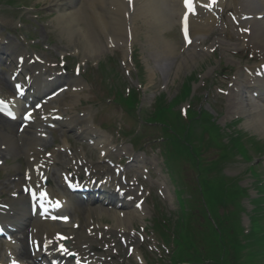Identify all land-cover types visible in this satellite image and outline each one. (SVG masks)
I'll list each match as a JSON object with an SVG mask.
<instances>
[{
  "label": "bare ground",
  "instance_id": "1",
  "mask_svg": "<svg viewBox=\"0 0 264 264\" xmlns=\"http://www.w3.org/2000/svg\"><path fill=\"white\" fill-rule=\"evenodd\" d=\"M184 3L185 0H134L133 10H130L124 0H36L35 5L39 4L42 5L43 9L54 11L57 15L52 20V23L66 37L70 45L77 44L80 47V51L90 58L99 57L106 49L115 47L127 50L130 44H133L137 36L141 34L145 38L146 47L155 55L154 61L156 63H162L164 67V70H161L163 75H170V66L174 65L173 68L177 67L175 76L178 79L188 70L196 68L200 59L205 58L209 54L208 51L215 47L219 48L221 55H223L221 56V60L227 64L232 63L235 56L234 53L238 51L251 50L253 54H256L257 51H264V0H217V3L212 9L214 13H203L202 5L206 3V0H193L196 9L195 14L189 12ZM201 3L202 5H200ZM229 13L237 17L236 22L226 21L227 17L225 18V15ZM85 15L90 18L93 31H88L84 26H81V24L88 25ZM215 15H218L219 18H216ZM244 15L251 16L252 20L244 21L242 19ZM183 17H187L190 22L193 43L189 47L185 46L183 48L184 54L181 56L176 44L166 38V35L170 30L181 25ZM227 20L229 19L227 18ZM251 27L254 29L251 39L241 33L238 37L240 40V44L238 45L232 44L237 37L232 31L223 32L225 29H235L239 32V30L250 29ZM222 28L225 29L222 30ZM95 31L98 36L105 38V45L94 34ZM216 32L219 33L220 37L206 51L205 47H207L208 41ZM261 57V64L258 63V67L251 68V74H254L262 64L264 65V54ZM239 67H242V65ZM149 69L152 75L156 74L154 68L149 67ZM249 80V78L246 81L237 80L238 82L235 83L237 90L235 92L232 89L235 95L228 101L226 116L222 121L228 124L234 118L240 117L245 120L244 127L246 130L252 133L255 132L264 138V86L258 88V90H249V92L246 86ZM73 87H77L78 89L82 88V85L76 80ZM73 87L71 86L69 88L70 97L78 99V95L72 93ZM247 93H257L258 97L256 99L248 98ZM259 93L261 94L260 97ZM74 118H68L66 122L79 132L82 137H93L95 132L91 134L87 128L80 131L82 123L74 121ZM0 125V157L5 158L7 155L14 156L15 160L17 157L22 156L26 160L28 169H32L35 166L31 159L37 160L39 155L41 156L39 159L40 163H43L46 153L43 154L38 151V148H44L41 140H30L29 137L24 136L25 133L14 136L11 131L4 128L8 125L1 119ZM94 146L98 149L102 147L99 149V153L102 152L103 156L106 155L110 147L108 141L102 136L96 138ZM3 147L5 148L4 150L2 149ZM122 152L127 153L126 150H122ZM55 156L56 153L53 152L51 157L47 159L53 161V170L60 167H56L57 164L54 161ZM138 163L144 164V161L138 160ZM18 165L20 166L19 163ZM18 165H14L13 171L18 170ZM80 166L83 165L74 164L73 168L76 169ZM90 168L95 172L96 169L92 165H90ZM39 169L44 173L42 179L38 172H31L30 170L25 175H16L15 172L8 173L9 183L6 184L3 190L16 191L19 185L21 188L23 183L26 182L33 186L40 184V187L48 192L49 198H52V202L60 210L62 203L58 205V200L55 199V191L52 187L48 186L47 181L50 174L48 167L44 165ZM104 176L101 178V181L111 184H115L119 178L109 170L104 173ZM106 190L108 191L110 189L106 188ZM6 200V203L11 205L10 212L5 216L8 225L14 226L15 224V226L22 227L20 232H28L34 245L44 243L47 236L56 240L54 238L60 235L62 239L67 240L71 251H74L76 254L83 252L85 255H88L87 248L85 249L84 247L87 246L89 241L83 238L80 241L78 239L76 240L73 237V234H75L73 228L69 230L68 226H63V224L57 222L52 223L48 218L42 221L41 218H43V215L41 217L38 215L36 219L30 218L28 216V204L26 213V203L23 198L14 200L7 198ZM0 204L3 203L0 202ZM116 211L118 212V210ZM144 213H146L145 208L140 213L132 207L122 219L109 215V218L114 221V225L110 229L126 237L131 232L132 222L135 218H144ZM94 215L96 218L106 216L103 209L95 211ZM74 219H76L75 216ZM71 226L73 227L72 223ZM99 226L95 225L94 229H97ZM61 233H66L68 239ZM13 242L8 245L9 249H13ZM18 244L21 248L17 254H14L21 261L27 262L29 256L27 248L25 245L22 246L23 243L20 244L18 242ZM101 257L105 256L103 255Z\"/></svg>",
  "mask_w": 264,
  "mask_h": 264
},
{
  "label": "rangeland",
  "instance_id": "2",
  "mask_svg": "<svg viewBox=\"0 0 264 264\" xmlns=\"http://www.w3.org/2000/svg\"><path fill=\"white\" fill-rule=\"evenodd\" d=\"M14 1L16 2L17 0H14ZM26 3L31 5V6H35L36 8H39V9L43 8L40 5H35L36 4L35 0H30L29 2H26ZM0 5L5 6V7L0 6L2 16H6V15L12 16V18L15 20H16L15 17H22V13H23V12H21L22 9L16 10L18 5L14 4L10 7L9 5H7L6 2H3V0H0ZM42 15H44L46 17V19L42 22V24L50 25V27H46V29H45L40 24L43 27V29L45 30L44 35L46 38V42H51L52 48H54V49L50 50V52H49L50 58L51 59L53 58L54 60H56V62L61 58L66 59V61H69L68 62V68L71 70H73V68L76 64H80L84 69L82 74H84L85 76L91 75L90 80H91L92 86H90L88 88V90H92V93L100 99L103 97V95H105L101 101L100 107H102L104 109V112L107 114L120 116V109L118 107L113 108L110 106L109 102H110V100L112 101L113 98L108 93L107 89L105 87L103 88V86H101L100 80L104 79L102 76L110 77L108 84L111 85V84H114L115 82H117L116 81L117 79L114 77V75H118L119 76L118 89L121 90V86H123V89L121 91H122V93L125 94V97H127L129 95V93L131 94L133 91H137L138 94L142 98L141 105H140L138 111L141 114L140 117L142 118V120L147 121V120H150L154 115L153 106H154L156 98L159 96V94H162V97L159 98V101H162L163 104H166V103L169 104L170 101L181 96V93H183V94L185 93V90L182 87L183 84H187V81L191 76L193 79V78H195L196 74L198 75L199 80L194 81V83L191 84L194 97L192 99H190V97L188 98V95H187L186 100H184L185 103L181 104V106L179 107V110L183 112L185 110H188V108H190L191 111H193V115L195 113V116L199 120L201 137H200V135L197 136L195 133H191L189 131L188 126L184 128L181 125V128L179 129V131H177L178 134H180L182 137L181 141L180 142L176 141L175 143L172 141L171 144L170 143L165 144V146L169 149V151H171L172 149H175L176 151H178L177 147L182 145L184 140H192L193 145L195 146V149H197L198 146L196 145L197 143H194L195 138L193 136H197L199 139H201L200 143H199L200 148L197 150H194L195 153L193 154V157H192L193 159H195L196 165H193V163L190 161V159L183 153V156L185 157V161L183 162V164L181 166L182 169L178 170V172H177V177L180 178L179 182L180 183L184 182L186 185V187L183 186V188L181 189V191H184V188L187 189V192L185 193L186 194L185 199H187V196H190V198L187 200V203L185 204V208L187 209V212H186L187 217L185 218V217L180 215L179 216L180 223L177 224V222H178L177 212H178L179 204L176 202L175 196L173 195L174 188H173L172 184H170L171 188H169V192H170L171 198H172L170 200V205H169V200L166 199V197H165V192L162 189H160L159 186H157L155 184L156 181H159V180H156L154 177L155 171L158 167H156L153 164L154 162L152 159V154L158 153V152L146 150V152H147V163L148 164L145 167V172H149L150 174L148 175L149 182H143L142 181V183L144 184V186L146 188L150 187V199H151V194L154 198H156V196H157L160 199V202H163L162 206L164 207V211H163L164 214H167L169 219H171L174 223L177 224L176 226L179 225L178 228L180 230H178V231L180 232V252L178 253V255L180 257H183L184 260L186 258L206 259L208 257V254H210V251H211V247L209 246L207 241L211 240L213 237L216 239H218V238H217V236H215L214 232H212V229H210V223L211 222L208 221L207 214L206 215L204 214L203 205L209 206L213 203V204L219 206L220 202L224 199V197L228 193L227 189H226V187H227L226 181L219 176V170H220V167L222 165V162H221V160H218L219 156L226 157V155H227V154H225L226 149L225 148H223L222 150L220 149L219 156H218V152L216 150H213L214 147H216V146H214V142L222 137L220 135V133L215 129L214 124H217V125L219 124L224 129L227 127V124H225V122L222 121L223 116L224 117L226 116L227 101L225 103H220L219 101H217V96H216L217 93H214L215 95L213 94V97L209 98L207 93L205 92L206 87L202 88V85L204 84V82L207 79L204 82H202L201 78L203 77V75L200 76V73L198 71H195L193 73V69L188 70L183 76H181L180 79H178V77L173 79L174 78L173 76H175V75L173 74V72H171V74H173V76L168 77L169 82L167 83V85L165 84L166 83L165 78H163L162 76L157 74L159 76V80H157L155 83L150 84V79L147 77V68H146L147 64L145 62V59L149 60V63L152 64L151 57H150L151 54L148 51V48L143 46V43L145 42V38L140 34L137 37V42H134V44H133V50L136 51V56H137L135 58V62H139L140 64H142V69H136L134 66V63H131L130 61L129 62L124 61V54H123L122 50H119V49L108 50V51L104 52L98 58H94L93 60L86 58L87 60L82 62L83 57H81V55L79 53L75 52V50L77 49V44L70 45L68 43L66 37L63 34H60V31L57 28L53 29L51 27V25H52L51 22L57 14L54 13V11H52V10L45 9V11L44 10L42 11ZM91 29L92 28H90V30ZM58 31H59V37L57 35ZM51 35H55V40L51 37ZM166 38H168L172 43L176 44V46L178 47L177 49H179V51L183 47V43H182V40L180 38V33H179L178 27L170 30V32L167 33ZM101 42H102V40H101ZM217 58H219V57H215V58H211V59L209 58L208 61L213 60V61H211L212 62L211 65L206 63L205 66H203V69L206 71L209 68L215 66L217 63V62H215V59H217ZM111 59L113 60V64L111 63ZM133 62H134V60H133ZM51 64L56 65L55 62L51 63ZM100 67L101 68L104 67V68H102L100 71V69H99ZM141 72H143V74H144V76L142 78L143 83H144V87L135 88L136 82H137L136 81L137 74H141ZM174 73H175V70H174ZM226 73H228V72H226ZM206 84H207V81H206ZM83 97L85 100L91 99V96L89 95V93H86ZM222 101H224V99ZM139 102H140V98H139ZM177 109H175V110H177ZM170 115H172L171 110H170ZM174 116L177 117L178 115L176 113H174ZM190 116H191V114H188L186 117H184V121H187L190 118ZM133 117L139 123H141L140 117L139 118H137L136 116H133ZM215 120L217 122H214ZM127 122H128V120L125 123H127ZM125 123H121L120 126L122 127ZM197 125H198V123H197ZM223 125L226 127H224ZM241 126L243 127L242 122H241V124H239L237 126V128H242ZM148 127L157 128V129L160 128L159 126H156V125H149ZM228 129L233 130V128H231V127H229ZM149 131H150V137L152 139H154L156 137H160V135H161V131H159L160 133L157 130H149ZM225 132H227V129H225ZM245 132H247V131H245ZM247 133H248L247 134L248 136L251 135V134H249V132H247ZM252 134H254V133H252ZM254 135H251V136H254ZM162 137H163V134H162ZM172 139L173 138H169V140H172ZM223 140L225 143L227 142V139L223 138ZM257 141L260 145H264V138L261 140V138L259 137L257 139ZM196 142H197V140H196ZM164 143L165 142L163 141V144ZM248 150H249V153L251 154V157L253 159H255V160L259 159L258 162L261 161L259 167H257L258 168L257 172L260 173V175L263 177L262 174L264 172V166H263L264 155L261 157V160H260V156L257 155V152H255L253 149H251V145H249ZM251 157L249 156V159ZM113 160L117 164L120 161V157L114 156ZM18 161H19V159L17 158L16 161L14 160L10 164H8L9 167L13 170L14 164L18 163ZM156 161H157L158 166L160 168H162V159L159 157L158 159H156ZM235 162H238V163H235ZM234 163L236 164L237 168L235 165H233V163H231V165H226L225 167H223V172H224L225 176L226 177H240L242 180V183L240 185L243 188L249 187L251 184V181H250V177L245 175V171L248 168V166L250 165V163L244 162L240 159H236V161H234ZM210 167H212L213 170L210 171L209 174H206L205 178H203V176H204L203 169L204 168H210ZM177 168H180L179 165L175 166V169H177ZM197 171L199 173L202 172V174H201L200 178H198V180H195L196 178H194V177L197 176ZM14 172H15V174H17L18 171H14ZM183 176L185 177V179ZM167 177H169L168 174H167ZM129 178H130V180H133L135 178L134 173H132L129 176ZM140 179L142 180V177H140ZM207 179L212 180L213 182L215 181V185L219 188V190L216 191V189L213 187L214 192L205 193L204 198H203V195L201 193H199V191H196V190L194 191L193 186L189 184V181L192 182V180L193 181L195 180L194 184L196 186H198L199 188H201V187L204 188V184L206 183ZM8 180H9V175L4 173V171H0V201H3L6 198H8L9 192L10 191L12 192V190H10L8 192H5V194H2V192H4V191H2L3 188L6 186L7 183H9ZM159 183H160V181H159ZM209 186H213V185L210 184ZM209 186H208V188H209ZM208 188L206 189L207 191H208ZM234 192L235 193L238 192V189L234 190ZM1 194L4 197H2ZM249 194H250V196H248V197H239V200H238V198L236 199V200L240 201V203L242 205L243 214H241V215L243 218L242 221H243L244 226H246V223L249 224L246 216L249 217V215L251 214L252 209H253L252 204L250 202L251 196L253 198H255V196L257 195L252 189H250ZM227 205L229 207H233V205L231 203H229ZM218 210L221 211L222 210L221 207H218ZM234 210H236V209L234 208ZM230 211H231V209L228 207L226 209H224L225 214L229 213ZM212 215H213L214 219L216 220L217 218H216L215 212L212 211ZM190 216L193 217L194 221L197 222V227H195L191 223L192 221L189 222ZM80 217L81 216H79V218ZM81 221H83V220L81 219ZM110 222L111 221L108 220V223H110ZM226 225L227 224H225V226ZM139 227H142V224L139 223ZM256 229H260L259 234L262 237L263 231H264V213L257 215V219L255 218L253 230L256 231ZM183 230H186V233H183L184 232ZM225 236H226V233H223L222 237H225ZM257 236L259 237V235H257ZM257 236L254 235L253 241H257ZM195 237H196V239L202 240L200 242V244L195 243V241H196ZM253 241H251V242H253ZM25 242H26V240H25ZM253 244L256 246L259 245L258 243H253ZM149 245H151V244H146V245L142 246L141 248H138V251L140 253H143V252L149 253V248H148ZM218 249H219V246H218ZM247 249L251 252L256 251L252 245H248ZM2 255H4V253ZM121 255L124 258H126V251L123 250L121 252ZM163 259L166 260L165 262H163V264L169 263L168 258L166 256H164ZM242 261H244V262H242ZM239 262H241L243 264H264V254H261L258 256L254 255L253 257L250 258V257L244 255L243 251L237 250V253L235 254V256L233 258L229 257L226 260V264H235V263H239ZM195 264H203V262L200 260H197V261H195Z\"/></svg>",
  "mask_w": 264,
  "mask_h": 264
},
{
  "label": "snow or ice",
  "instance_id": "3",
  "mask_svg": "<svg viewBox=\"0 0 264 264\" xmlns=\"http://www.w3.org/2000/svg\"><path fill=\"white\" fill-rule=\"evenodd\" d=\"M214 3H215V0H211L210 4L203 5V6L207 8H211ZM185 6L189 9V11H194L193 0H185Z\"/></svg>",
  "mask_w": 264,
  "mask_h": 264
}]
</instances>
